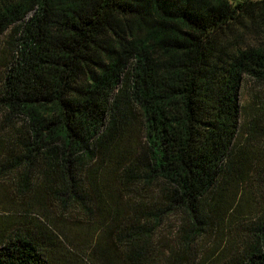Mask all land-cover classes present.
<instances>
[{"label": "trees", "instance_id": "16d2710c", "mask_svg": "<svg viewBox=\"0 0 264 264\" xmlns=\"http://www.w3.org/2000/svg\"><path fill=\"white\" fill-rule=\"evenodd\" d=\"M9 29L0 175L82 216L0 227V264H193L211 232L208 264H264V211L233 233L261 176L236 139L243 77L264 83V0H0ZM178 210L165 253L154 238Z\"/></svg>", "mask_w": 264, "mask_h": 264}, {"label": "rangeland", "instance_id": "374dc122", "mask_svg": "<svg viewBox=\"0 0 264 264\" xmlns=\"http://www.w3.org/2000/svg\"><path fill=\"white\" fill-rule=\"evenodd\" d=\"M13 41L14 33L11 29L7 30L0 37V71H2L4 63L10 58ZM240 103L242 111L240 129L236 139V148L246 151L251 163L256 165V168L248 171V175H261L257 178L252 177L244 180L241 185L242 193L236 197V200L242 204L240 213L237 214V223H235V227H233V233H239L238 235L242 236L246 234L245 226L249 224L256 215L264 211V83L258 82L245 75L241 84ZM134 139L136 142L141 140L142 132H138L137 130L134 131L131 143L133 147H135ZM136 148L139 149L140 147L136 146ZM109 163L115 168L116 172H121L123 170V167L118 170V160L116 157H113ZM155 188H158V186H155ZM15 189V175H0L1 228L5 227L7 230H11L16 227H21L23 226L22 224H30L31 219L35 220V217L48 219L59 225L64 224V226H70V223L74 225L77 216H82L76 206L70 205L65 212L62 213L55 199H50V205H39L28 197L16 195L14 192ZM158 193L157 189H152L150 194ZM59 214L61 216H58ZM183 219L184 213L181 210L165 218V222L158 230V236L154 238V241L157 240L161 244L159 246L161 251L166 253V249L162 246V242L168 239H174ZM9 225L10 227H8ZM89 234L92 235L91 232H89ZM89 234H87V237H89ZM215 234V232H211V236L201 242L200 246L196 248H199V251L195 260H192L194 261L193 264H201V261H203L202 264L211 262V258L214 256L213 254L211 255L212 246L214 241H217V237L215 240ZM239 236H237L239 239L238 243H241L242 238ZM76 240L79 245L83 242L81 237L76 238ZM227 243L228 240L223 238L218 250L221 251L225 248ZM95 252L96 251H93L91 256H95ZM228 254L230 255V252Z\"/></svg>", "mask_w": 264, "mask_h": 264}]
</instances>
